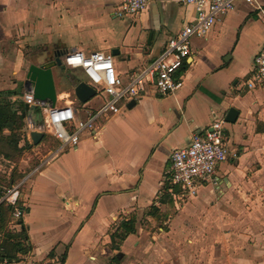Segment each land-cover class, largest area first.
<instances>
[{"label":"crops","instance_id":"1","mask_svg":"<svg viewBox=\"0 0 264 264\" xmlns=\"http://www.w3.org/2000/svg\"><path fill=\"white\" fill-rule=\"evenodd\" d=\"M119 1L0 0V90H14L8 99L23 102L11 108L22 115L19 126L0 133V159H19L11 185L0 186L20 183L22 211L0 229V264H115L114 255L119 264H264V82L246 84L264 45V0H236L192 38L177 89L158 95L146 86L133 105L102 119L97 138L85 131L76 146L43 163L57 140L26 137L30 108L18 94L30 63L55 49L111 53L126 83L195 14L179 0H148L143 10L117 16ZM52 72L55 104L70 103L84 118L102 102L95 94L76 98L74 85L85 81L80 68ZM230 107L238 112L232 122L224 120ZM216 119L230 152L209 179L194 180V192L182 189L169 177L171 152ZM133 215L135 232L111 249L114 223ZM21 229L17 251L7 234Z\"/></svg>","mask_w":264,"mask_h":264},{"label":"built area","instance_id":"2","mask_svg":"<svg viewBox=\"0 0 264 264\" xmlns=\"http://www.w3.org/2000/svg\"><path fill=\"white\" fill-rule=\"evenodd\" d=\"M183 4L194 6L193 18L182 22L178 30L171 35L161 52L138 71L132 72L128 82L116 72L111 53L93 51L84 54L72 49L64 52L60 58L66 67L80 68L85 82L95 89V95L103 98L102 102L87 112L84 118L77 117L76 108L70 103L50 105L49 102L35 99L31 90L24 89L18 96L28 105L30 111L25 115L26 137L31 131L51 135L57 140V146L43 156L42 162L56 157L65 147L76 146L85 131L98 137L102 119L117 114L125 102L136 100L144 95L146 86L151 85L154 93L166 95L177 89L181 75L176 71L183 66L191 52V40L195 36H204L223 14L232 9L236 0H179ZM250 2L251 0H245ZM148 0H120L115 14L124 16L143 10ZM264 82V45L254 58V66L248 86ZM32 109L40 110L38 119L33 118ZM225 140L223 120L216 119L204 135L193 134L188 144L178 146L171 152L170 180L182 189L194 192V180L209 179L216 166L229 154ZM19 184L0 192V202L10 204L12 216L21 215V208L16 202Z\"/></svg>","mask_w":264,"mask_h":264},{"label":"water","instance_id":"3","mask_svg":"<svg viewBox=\"0 0 264 264\" xmlns=\"http://www.w3.org/2000/svg\"><path fill=\"white\" fill-rule=\"evenodd\" d=\"M61 51L55 49L52 54L48 55L46 60L37 64L30 63L27 67L25 74L24 87L26 90H31L33 97L38 100L48 101L51 106L55 104L56 100V87L53 77L52 69L59 67L64 69V65L61 63L60 55ZM76 98L84 102L95 94V89L83 80L78 81L73 87ZM134 100H131L128 106L133 105ZM27 107V105H26ZM237 110L230 107L226 112L225 121L232 122L237 117ZM31 139L34 144H37L41 137L42 132L31 131Z\"/></svg>","mask_w":264,"mask_h":264},{"label":"trees","instance_id":"4","mask_svg":"<svg viewBox=\"0 0 264 264\" xmlns=\"http://www.w3.org/2000/svg\"><path fill=\"white\" fill-rule=\"evenodd\" d=\"M16 93L14 90H0V133L2 132L3 128H8L9 130H13L14 128L18 127L20 124V120L22 119L21 113H18V110L11 109L14 105H18V107L23 104L21 100L11 101L8 99V96L11 94ZM22 102V103H21ZM11 136H13V139ZM10 139H5L8 142L12 141L11 143H16L17 134L14 132ZM45 136H48L47 134ZM3 139V137H0ZM8 155V154H7ZM13 176L9 175L7 178L6 185H11ZM0 185H3L0 182ZM2 191L0 186V192ZM12 206L10 204H6L4 202H0V229L4 227L6 220L10 217L12 212ZM149 213V212H148ZM136 230L135 228V216H130L129 218H120L117 220L113 225V231L110 233V248L111 249H119V245L122 243L124 238L130 234L134 233ZM24 229H21L17 235L7 234L8 237H14L16 239L15 246L16 250L19 251L21 248L24 247L19 241V237H24ZM111 261L115 264H119L120 260L117 255L112 256Z\"/></svg>","mask_w":264,"mask_h":264},{"label":"rangeland","instance_id":"5","mask_svg":"<svg viewBox=\"0 0 264 264\" xmlns=\"http://www.w3.org/2000/svg\"><path fill=\"white\" fill-rule=\"evenodd\" d=\"M33 118H38L39 117V115L36 113V112H33ZM46 151V150H45ZM45 151H43V153H45ZM44 155V154H43ZM32 156L33 155H30V158L32 159ZM33 158H35L34 156H33ZM19 160V159H18ZM18 160H17V162H18ZM33 161L34 160H32V163H33ZM16 162V163H17ZM14 164V162H12V160H11V162H7L5 159H0V182H2V184L5 186V187H8L7 185H6V182H7V178H8V176L10 175V173H11V169L12 168H16L17 169V165H18V163L17 164ZM33 165V164H32ZM13 166V167H12ZM18 168H19V166H18ZM2 190H5V189H2Z\"/></svg>","mask_w":264,"mask_h":264},{"label":"bare ground","instance_id":"6","mask_svg":"<svg viewBox=\"0 0 264 264\" xmlns=\"http://www.w3.org/2000/svg\"><path fill=\"white\" fill-rule=\"evenodd\" d=\"M61 59V58H60ZM44 134V133H43Z\"/></svg>","mask_w":264,"mask_h":264}]
</instances>
